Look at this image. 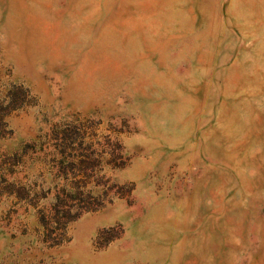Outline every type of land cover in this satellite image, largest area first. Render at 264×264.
<instances>
[{"label":"rangeland","instance_id":"374dc122","mask_svg":"<svg viewBox=\"0 0 264 264\" xmlns=\"http://www.w3.org/2000/svg\"><path fill=\"white\" fill-rule=\"evenodd\" d=\"M0 264H264V0H0Z\"/></svg>","mask_w":264,"mask_h":264},{"label":"bare ground","instance_id":"6f19581e","mask_svg":"<svg viewBox=\"0 0 264 264\" xmlns=\"http://www.w3.org/2000/svg\"><path fill=\"white\" fill-rule=\"evenodd\" d=\"M91 6H92V5H91ZM91 6H90V7H91ZM100 6H101V5H100ZM101 7H102V6H101ZM215 12H216V11H215ZM219 14H220V13H219ZM63 22H64V21H63ZM188 42H189V41H188ZM186 58H187V57H186ZM191 58H192V57H191ZM192 60H193V59H192ZM210 73H211V71H210Z\"/></svg>","mask_w":264,"mask_h":264}]
</instances>
